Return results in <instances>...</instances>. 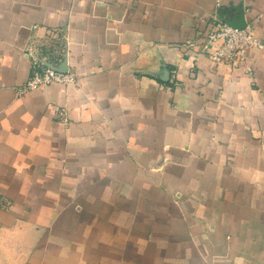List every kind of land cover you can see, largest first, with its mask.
<instances>
[{
    "label": "crops",
    "instance_id": "obj_1",
    "mask_svg": "<svg viewBox=\"0 0 264 264\" xmlns=\"http://www.w3.org/2000/svg\"><path fill=\"white\" fill-rule=\"evenodd\" d=\"M215 15L264 40V0H0V264H264V51Z\"/></svg>",
    "mask_w": 264,
    "mask_h": 264
},
{
    "label": "built area",
    "instance_id": "obj_2",
    "mask_svg": "<svg viewBox=\"0 0 264 264\" xmlns=\"http://www.w3.org/2000/svg\"><path fill=\"white\" fill-rule=\"evenodd\" d=\"M189 47H194V43H189ZM203 47L213 62L227 64L234 69L243 68L247 73L253 74V67L247 64L249 52L264 51V40L257 37L249 25L244 29L234 28L220 16L215 15L207 28ZM72 83L74 79L68 73L49 66L36 65L20 92L27 93L53 84Z\"/></svg>",
    "mask_w": 264,
    "mask_h": 264
},
{
    "label": "water",
    "instance_id": "obj_3",
    "mask_svg": "<svg viewBox=\"0 0 264 264\" xmlns=\"http://www.w3.org/2000/svg\"><path fill=\"white\" fill-rule=\"evenodd\" d=\"M225 22H227L229 25H231V26H233L234 28H239V29H244V28H246L247 27V23H242V24H236V23H233V22H229V21H227V20H224ZM49 67L50 68H52V69H55V70H57V71H61V72H66L65 70H62V69H58V68H55V67H53V66H51V65H49Z\"/></svg>",
    "mask_w": 264,
    "mask_h": 264
}]
</instances>
